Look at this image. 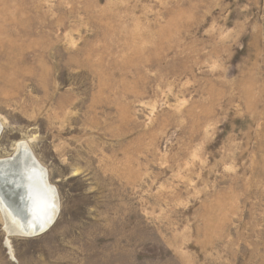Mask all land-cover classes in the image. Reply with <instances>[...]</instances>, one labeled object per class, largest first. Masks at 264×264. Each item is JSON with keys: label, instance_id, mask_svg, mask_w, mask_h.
<instances>
[{"label": "rangeland", "instance_id": "1", "mask_svg": "<svg viewBox=\"0 0 264 264\" xmlns=\"http://www.w3.org/2000/svg\"><path fill=\"white\" fill-rule=\"evenodd\" d=\"M0 126L59 204L0 264H264V0H0Z\"/></svg>", "mask_w": 264, "mask_h": 264}, {"label": "bare ground", "instance_id": "2", "mask_svg": "<svg viewBox=\"0 0 264 264\" xmlns=\"http://www.w3.org/2000/svg\"><path fill=\"white\" fill-rule=\"evenodd\" d=\"M42 166L25 141L0 159V209L11 234H39L57 214L58 196Z\"/></svg>", "mask_w": 264, "mask_h": 264}, {"label": "water", "instance_id": "3", "mask_svg": "<svg viewBox=\"0 0 264 264\" xmlns=\"http://www.w3.org/2000/svg\"><path fill=\"white\" fill-rule=\"evenodd\" d=\"M44 230V229H43Z\"/></svg>", "mask_w": 264, "mask_h": 264}]
</instances>
